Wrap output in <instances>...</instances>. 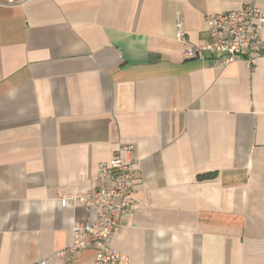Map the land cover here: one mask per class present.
Returning a JSON list of instances; mask_svg holds the SVG:
<instances>
[{
  "label": "crops",
  "instance_id": "obj_1",
  "mask_svg": "<svg viewBox=\"0 0 264 264\" xmlns=\"http://www.w3.org/2000/svg\"><path fill=\"white\" fill-rule=\"evenodd\" d=\"M240 7L0 0V264L92 261L63 252L95 212L61 197L99 188L126 145L135 206L112 247L130 264H264V57L183 54Z\"/></svg>",
  "mask_w": 264,
  "mask_h": 264
},
{
  "label": "built area",
  "instance_id": "obj_2",
  "mask_svg": "<svg viewBox=\"0 0 264 264\" xmlns=\"http://www.w3.org/2000/svg\"><path fill=\"white\" fill-rule=\"evenodd\" d=\"M205 23L210 41L202 45L187 43L183 51L185 58L208 55L215 57L222 66L243 60L250 67H256L264 57V10L258 6L257 0H241L240 9L234 12L206 15ZM177 33L179 39L186 43L180 16ZM133 150L132 145L123 146L109 162L99 166L96 179L103 181L99 188L61 197L64 207L73 202L95 212L93 222L74 224L72 241L63 254L74 256L94 249L95 256L88 264H130L128 255L112 247V239L122 220L131 215L135 206L137 162L132 156ZM38 264L47 263L41 261Z\"/></svg>",
  "mask_w": 264,
  "mask_h": 264
},
{
  "label": "trees",
  "instance_id": "obj_3",
  "mask_svg": "<svg viewBox=\"0 0 264 264\" xmlns=\"http://www.w3.org/2000/svg\"><path fill=\"white\" fill-rule=\"evenodd\" d=\"M213 177V175H204V176H200V179H206V178H211Z\"/></svg>",
  "mask_w": 264,
  "mask_h": 264
}]
</instances>
